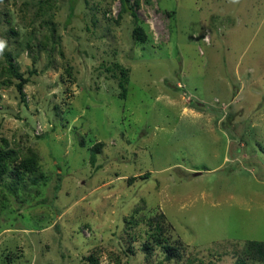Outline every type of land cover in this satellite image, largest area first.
Listing matches in <instances>:
<instances>
[{
  "label": "rangeland",
  "instance_id": "rangeland-1",
  "mask_svg": "<svg viewBox=\"0 0 264 264\" xmlns=\"http://www.w3.org/2000/svg\"><path fill=\"white\" fill-rule=\"evenodd\" d=\"M48 1L0 0V71L29 80L0 82V143L39 166L0 181V264H160L126 234L157 212L181 264L264 242V0H141L145 43L120 0Z\"/></svg>",
  "mask_w": 264,
  "mask_h": 264
},
{
  "label": "trees",
  "instance_id": "trees-1",
  "mask_svg": "<svg viewBox=\"0 0 264 264\" xmlns=\"http://www.w3.org/2000/svg\"><path fill=\"white\" fill-rule=\"evenodd\" d=\"M38 4L43 6L44 3H50L48 0H35ZM146 4H152V0H145ZM121 10L119 13V19L123 16L128 15L134 21L133 37L139 43H145L148 40V36L144 29L139 24L137 10L141 6V0H120ZM175 12H168L167 14L173 16ZM12 32H14L12 30ZM29 48H33L34 45L27 43ZM3 54V51L1 52ZM5 63L2 65L0 71V82L3 81V85L12 84V80L18 81L16 88L24 100L25 94L24 89L29 82L28 78H25L19 71L17 62L14 57L10 54L4 53ZM36 61V58L34 57ZM122 81L121 87L123 89V95L126 93V84L128 82L127 71L121 70ZM234 114L229 113L226 121L231 122L234 120ZM233 123V122H232ZM101 144H98L92 149V161L94 162L96 156L100 152ZM38 156L33 150L29 151V155H25L12 149L9 146V142L2 140L0 143V181L6 174L9 173L10 168H14L13 175L16 179H21L27 174H35L38 172ZM39 178H34L33 181L36 183ZM141 207V208H140ZM145 206H139L137 211L141 213L145 210ZM137 213V212H136ZM134 217V216H133ZM142 223L144 228L137 230L139 223L134 218L129 220L126 224V234L128 237H132L130 243L136 241L134 232L138 231L139 236L143 239L142 251L146 255L147 260H151L155 255V251L161 252L162 259L160 264H181L185 260L186 253L188 252L183 241L175 236L172 224L168 221L166 215L163 212H157L154 216L146 218L141 215ZM98 250L93 251L91 254L86 256L82 264H101ZM128 252L133 253V246L129 247ZM233 257L235 264H264V242L261 241H249L245 244L243 252L238 249L233 250ZM11 258V257H10ZM124 264V263H118Z\"/></svg>",
  "mask_w": 264,
  "mask_h": 264
},
{
  "label": "clouds",
  "instance_id": "clouds-1",
  "mask_svg": "<svg viewBox=\"0 0 264 264\" xmlns=\"http://www.w3.org/2000/svg\"><path fill=\"white\" fill-rule=\"evenodd\" d=\"M4 42L3 41H0V52H2L3 51V49H4Z\"/></svg>",
  "mask_w": 264,
  "mask_h": 264
}]
</instances>
